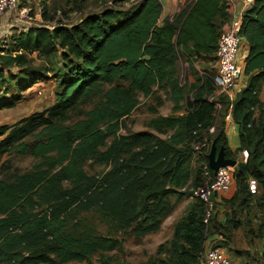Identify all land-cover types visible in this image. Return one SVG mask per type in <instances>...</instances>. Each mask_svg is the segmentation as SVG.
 I'll return each instance as SVG.
<instances>
[{
    "label": "trees",
    "instance_id": "trees-1",
    "mask_svg": "<svg viewBox=\"0 0 264 264\" xmlns=\"http://www.w3.org/2000/svg\"><path fill=\"white\" fill-rule=\"evenodd\" d=\"M64 1L78 13L88 3L113 6L76 23L48 25L54 16L43 5L44 24L33 22L0 45V109L16 104L49 70L55 81L50 107L0 125V157L34 159L27 170L8 165L0 174V264H92L95 254L100 264H109L112 258L103 253L122 247L118 231L137 238L159 231L185 195L191 202L174 222L171 237L138 264H198L206 242L228 255L240 228L264 239V0H254L242 15L243 82L232 99L218 98L219 109L207 98L214 90L218 38L230 20L227 0H194L173 20L161 19L160 0ZM35 52L47 60L57 57L58 67L34 66ZM197 59L211 65L203 74L194 66ZM180 62L193 73L183 86ZM162 95L172 102L167 115L158 113ZM141 96L154 101L146 128L121 133ZM228 113L238 127L235 150L225 134ZM204 135L207 147L193 161L192 144ZM212 143L237 163L231 173L234 191L214 200L205 224V204L192 193L204 183L202 164H208ZM88 162L110 168L98 180L86 170ZM187 188L192 190L186 193ZM100 224L107 225L106 233ZM231 254L252 264L247 250ZM257 264H264V244Z\"/></svg>",
    "mask_w": 264,
    "mask_h": 264
},
{
    "label": "rangeland",
    "instance_id": "rangeland-1",
    "mask_svg": "<svg viewBox=\"0 0 264 264\" xmlns=\"http://www.w3.org/2000/svg\"><path fill=\"white\" fill-rule=\"evenodd\" d=\"M89 2L92 3V1ZM43 5L46 6V13L48 15L54 16L53 20L50 21L53 24L57 23L59 20L65 24L76 23L82 16L88 13L97 12L103 7L111 6L107 5L106 2H99L97 5L88 3V5L84 7L83 12L78 13L77 11H74V9L70 10V7H66L64 0H26L25 3L20 0L19 10L30 8L31 10L27 11L28 17L30 16L31 18H35L37 15H39V13H42ZM127 5H129V3L124 4V6ZM58 9H63L66 11V13H62ZM33 22L35 21L20 17L18 15H13L10 17L5 16L4 20L2 21L3 27L0 30V45H8L11 34L28 28L32 25ZM244 42L245 41H243V43ZM243 43H241V45H243ZM240 53L243 57L242 59L244 60L245 56L243 54V51H240ZM30 57L33 59V65L41 67L42 70L44 68L47 69L53 67L55 69L56 67H58V58L55 56L47 60L45 58H41V56L35 52L32 53ZM194 66L196 70L203 71V69H206L211 65H208V63H205L201 59H197L194 62ZM47 76V79L40 82L37 87H33L34 89H28L27 91H23L22 93H20V96L22 97L21 100H19L12 107L0 109V125H11L20 120L22 117L34 111H42L53 104L55 81L52 77L53 73L50 70L48 71ZM178 78L181 84H183L187 80H193V73L185 62H180L178 65ZM240 80L241 77L239 78V81ZM11 93L16 94L17 92L15 90H12ZM162 98L164 103L159 107L158 113L162 115L171 113V101L164 95H162ZM153 102L154 101L151 98L141 96L139 98V104L137 108L130 114L129 117L126 118V125L125 127H122L121 133H126L128 130L137 131L145 129L147 120L152 116L150 111L148 110V105ZM216 117L220 118L218 113ZM33 163L34 159L31 156H21L14 153L4 154L0 157V174L8 165L11 169L18 168L21 170H27ZM109 168L110 165H94L91 167L90 162H88L86 170L90 173L97 174V179L100 180L105 172L109 170ZM191 190V188H187L185 192L189 193ZM192 194L195 196L194 191ZM231 194L232 193L230 190L227 196L230 197ZM191 198L192 197H190L189 195H185L178 202H176L175 208L170 213V215H168L164 219V221L161 223L160 230L157 232L148 233L143 237L141 236L137 238L128 230L127 232H123V230L118 231L115 235L118 238L122 239V247L117 250L103 253L104 256H110L112 258L109 264H138L141 262H147L151 257L155 255L158 244L171 237L174 222L186 211V208L191 202ZM256 220L257 219L254 218L252 221L255 231L257 227L256 225L258 223ZM100 229L103 233H106L107 225L105 226L104 224H100ZM263 244V237H258L256 232L249 235L246 234L244 228H240L234 232V237L229 242V246L231 247L229 254L233 252V249L247 250L249 252L248 256L251 260V263L257 264L258 259H260ZM101 259L102 258L99 254H95L91 257V262L92 264H100ZM85 263V261H69L65 264Z\"/></svg>",
    "mask_w": 264,
    "mask_h": 264
},
{
    "label": "built area",
    "instance_id": "built-area-1",
    "mask_svg": "<svg viewBox=\"0 0 264 264\" xmlns=\"http://www.w3.org/2000/svg\"><path fill=\"white\" fill-rule=\"evenodd\" d=\"M194 0H189L186 4L180 7L179 10L166 14L163 13L162 17H169L170 20H173L176 15L181 11V9L188 3ZM254 0H242L243 9L249 8ZM107 5L113 6L111 1L106 2ZM20 0H0V30L3 27L2 18L10 17L13 15H18L20 17L35 21V23L44 24L45 21L41 18V15H37L35 18L28 17V10L23 9L19 10ZM229 12H232V18L228 23L223 25V28L220 32L215 57H216V71L212 76V81L214 85V90L212 94L208 96L209 101H215V108L219 109L221 104L218 101V98L221 95H227L232 99L236 92L240 89L239 78L241 76L242 64H241V48L244 38L240 34V27L242 23L243 11L236 12L235 8H232L230 0H227ZM8 11V12H7ZM9 13V14H7ZM10 15V16H9ZM46 24H53L52 22H47ZM186 63V62H185ZM186 65H188L186 63ZM189 66V65H188ZM200 74H203V71H200ZM180 82V81H179ZM190 80L185 81L181 86L189 84ZM214 131V126L208 129V133ZM195 133V132H194ZM207 147V138L204 135L201 139H197L192 144L193 151V161L204 154V149ZM241 158L245 161L247 158V150H242ZM203 175L205 177L204 183L201 187H198L194 190L195 196L200 198L205 204V213L203 217V222L208 223L209 218L214 213V200L217 197L227 196L230 191L232 178L231 173L233 167L227 166L219 168L216 174H211L209 169V164H202ZM212 171V170H211ZM213 173V171H212ZM250 190L253 192L255 190V181H250ZM211 194H214V198L211 199ZM206 242L204 249L201 252L198 260V264H229V257L226 253V250L223 247L219 246H210Z\"/></svg>",
    "mask_w": 264,
    "mask_h": 264
},
{
    "label": "crops",
    "instance_id": "crops-1",
    "mask_svg": "<svg viewBox=\"0 0 264 264\" xmlns=\"http://www.w3.org/2000/svg\"><path fill=\"white\" fill-rule=\"evenodd\" d=\"M162 5H163V13L166 14H170L173 13L177 10L180 9L181 6H183L184 4H186L189 0H160ZM231 4H232V8H235L236 12H240L241 10L244 11L246 9H243V4H242V0H230ZM162 17V14H161ZM5 17L2 18V21L4 20ZM232 18V12L230 11V19ZM162 19V18H161ZM228 23V21L226 22ZM225 23V24H226ZM243 50H241V52L243 51L244 56H246L247 54V45L244 42L242 45ZM245 52V53H244ZM241 58H243L241 56ZM244 60H241V64L243 65ZM242 80H240V83L242 84ZM172 103V102H171ZM172 107V106H171ZM167 115V114H166ZM225 134L227 136L228 139V145L232 150H235L238 147V127L237 124L233 121L230 113H228L225 116ZM234 191V186L231 189V192ZM229 260L230 263L229 264H245L246 263V259L244 257L241 256H235V255H231L229 254Z\"/></svg>",
    "mask_w": 264,
    "mask_h": 264
},
{
    "label": "water",
    "instance_id": "water-1",
    "mask_svg": "<svg viewBox=\"0 0 264 264\" xmlns=\"http://www.w3.org/2000/svg\"><path fill=\"white\" fill-rule=\"evenodd\" d=\"M208 158V164L211 170L213 171V174H216L219 168L222 167H234L237 163V161L233 158H228L225 156V152L223 147L217 149L216 145L212 143L209 153L207 154ZM211 199L214 198V194H211Z\"/></svg>",
    "mask_w": 264,
    "mask_h": 264
}]
</instances>
